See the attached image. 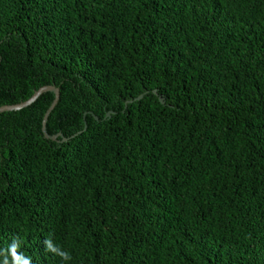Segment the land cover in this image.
<instances>
[{
  "label": "trees",
  "instance_id": "trees-1",
  "mask_svg": "<svg viewBox=\"0 0 264 264\" xmlns=\"http://www.w3.org/2000/svg\"><path fill=\"white\" fill-rule=\"evenodd\" d=\"M51 84L66 141L50 91L0 116V264H264V0H0V106Z\"/></svg>",
  "mask_w": 264,
  "mask_h": 264
},
{
  "label": "water",
  "instance_id": "water-1",
  "mask_svg": "<svg viewBox=\"0 0 264 264\" xmlns=\"http://www.w3.org/2000/svg\"><path fill=\"white\" fill-rule=\"evenodd\" d=\"M46 91H50L52 93H54V99L51 102L50 106L48 107V109L46 110L43 119H42V132L44 133V136L47 139H51V140H56V141H60L58 139V137L60 136L62 139L61 141H66L68 138L64 137L63 134L61 132L55 133V134H49L47 132V128H46V122L48 119V116L51 112V110L55 107L56 103L59 100L60 97V90L57 86L51 84V85H43L40 88H38L27 100H24L22 102L19 103H15V104H5V105H1L0 106V116L4 115V114H8L11 112H15L18 110H21L29 105H31L32 103L35 102V100L37 99V97L42 94L43 92ZM143 97V95H140L138 98ZM111 112L109 111L107 115H110Z\"/></svg>",
  "mask_w": 264,
  "mask_h": 264
},
{
  "label": "clouds",
  "instance_id": "clouds-1",
  "mask_svg": "<svg viewBox=\"0 0 264 264\" xmlns=\"http://www.w3.org/2000/svg\"><path fill=\"white\" fill-rule=\"evenodd\" d=\"M46 243V247L52 251H56L55 249H52L51 244L49 242H45ZM58 255L64 259V260H69L70 256L68 253L66 252H59ZM12 256H13V264H31V259L30 258H24L23 255L18 254L17 251L15 249L12 250Z\"/></svg>",
  "mask_w": 264,
  "mask_h": 264
}]
</instances>
